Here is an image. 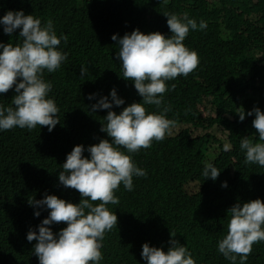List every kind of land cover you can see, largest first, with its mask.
<instances>
[{"label":"trees","instance_id":"obj_1","mask_svg":"<svg viewBox=\"0 0 264 264\" xmlns=\"http://www.w3.org/2000/svg\"><path fill=\"white\" fill-rule=\"evenodd\" d=\"M10 10L32 14L42 25L51 19L57 37L68 39L58 48L67 59L55 72L44 71L60 123L51 132L39 125L0 130V264H39L33 254L36 241L28 242L26 236L30 229L38 233L49 210L30 206L28 200L49 194L79 203L80 194L60 184L58 174L74 146L83 145V155L90 158V145L101 139L111 142L100 131L109 110L93 112L91 105L101 97L111 102L112 89L124 100L113 105L117 114L133 102L142 103L134 82L123 79L119 45L111 37L133 30L168 37L165 12H187L198 26L206 22L204 29H190L183 41L198 54L199 66L186 77L166 81L169 91L161 108L171 109L166 117L176 125L162 141L130 154L147 175L133 177L132 191L121 184L115 193L119 204L107 205L118 224L105 233L99 264H145L142 245L167 251L170 239L184 245L196 264H231L218 251L227 234V210L237 202H264V167L245 164L240 148L243 137L258 141L255 117L245 115L241 122L237 114L240 108L264 112V0H0V17ZM19 31L9 36L0 25V43H22ZM82 65L88 68L83 78ZM13 95L14 88L0 94V104L12 106ZM145 107L149 113L161 111ZM213 125L225 131L230 150L218 142L209 158V144L218 141L209 132ZM209 163L219 170L215 180L202 175ZM191 183L195 187L188 190ZM49 227L55 234L66 225ZM245 264H264V242L253 245Z\"/></svg>","mask_w":264,"mask_h":264},{"label":"clouds","instance_id":"obj_2","mask_svg":"<svg viewBox=\"0 0 264 264\" xmlns=\"http://www.w3.org/2000/svg\"><path fill=\"white\" fill-rule=\"evenodd\" d=\"M170 36L160 32L143 34L133 30L118 38L111 39L119 45L117 59L122 66L123 79L134 82V88L142 97V103L133 102L117 114L111 111L113 105L119 107L124 100L117 96L115 89L108 97H101L91 105L93 112L108 109L100 131L111 138L101 139L99 143L87 148L90 158L83 155V145H76L67 154L58 174V180L66 188L80 194L79 203L67 202L55 195L45 194L41 200L31 198L30 206L44 208L48 216L38 225V233L29 230L28 242L36 241L33 254L39 264H99L103 259L100 249L105 233L117 227L118 217L109 211L107 205H118L115 195L123 184L125 190H133V177H144L146 171L133 162V153L148 149L153 141H162L175 127L176 121L168 119L166 113L171 109L161 108L163 95L169 91L166 81L179 76H188L199 66V56L187 48L183 41L191 30L206 28V22L182 15L165 12ZM3 32L9 36L19 29L22 43H0V94L15 90L11 98L12 106L0 104V130L15 127L32 130L38 125L51 132L60 123L59 108L54 99L49 98L52 84L44 79V71L53 73L67 59V53L58 50L66 35L57 37L53 21L49 19L42 25L41 20L32 14L25 15L22 10L8 11L0 17ZM88 68L80 67L81 78ZM19 81V82H18ZM175 88V85H172ZM95 94L89 95V100ZM145 105H155L161 109L159 114L149 113ZM239 121L245 115L252 116V126L258 133V141L243 137L240 148L245 152V164H258L264 167V112L257 107L245 113L243 108L237 113ZM126 149L127 153L120 149ZM225 151L230 145L225 144ZM202 175L215 180L219 170L211 163L206 164ZM222 187H227L223 182ZM230 219L227 234L218 242V251L231 264H245L254 244L264 242V202L260 199L237 202L227 210ZM39 217L40 212H34ZM63 223L66 227L53 233L52 224ZM170 237H175L170 233ZM167 251L158 247L142 245L141 257L145 264H196L188 249L177 240L170 239Z\"/></svg>","mask_w":264,"mask_h":264},{"label":"rangeland","instance_id":"obj_3","mask_svg":"<svg viewBox=\"0 0 264 264\" xmlns=\"http://www.w3.org/2000/svg\"><path fill=\"white\" fill-rule=\"evenodd\" d=\"M204 131L198 130V133H203ZM209 132L215 136L216 139H218V141L215 142H211L209 144V150H208V157L211 158L215 152L217 151L218 148V142H220L223 146L225 144H227L226 142V134L225 131H223L222 129H220L219 127H216L215 125H213L210 129ZM195 187L194 183L188 184L187 189L191 190Z\"/></svg>","mask_w":264,"mask_h":264}]
</instances>
